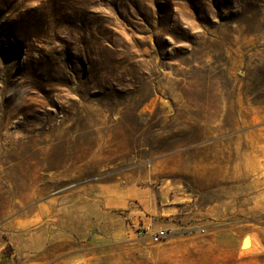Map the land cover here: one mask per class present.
<instances>
[{"label":"rangeland","instance_id":"rangeland-1","mask_svg":"<svg viewBox=\"0 0 264 264\" xmlns=\"http://www.w3.org/2000/svg\"><path fill=\"white\" fill-rule=\"evenodd\" d=\"M0 264H264V0H0Z\"/></svg>","mask_w":264,"mask_h":264},{"label":"built area","instance_id":"built-area-1","mask_svg":"<svg viewBox=\"0 0 264 264\" xmlns=\"http://www.w3.org/2000/svg\"><path fill=\"white\" fill-rule=\"evenodd\" d=\"M169 232L170 231H168V230H162V229L158 230V231L151 234V239L154 242H159L162 239L166 238ZM139 234H141V232Z\"/></svg>","mask_w":264,"mask_h":264},{"label":"bare ground","instance_id":"bare-ground-1","mask_svg":"<svg viewBox=\"0 0 264 264\" xmlns=\"http://www.w3.org/2000/svg\"><path fill=\"white\" fill-rule=\"evenodd\" d=\"M247 241H248V245L246 244L247 245L246 247H248V246L250 247V242H249L250 240L246 239V241L244 243H246Z\"/></svg>","mask_w":264,"mask_h":264},{"label":"crops","instance_id":"crops-1","mask_svg":"<svg viewBox=\"0 0 264 264\" xmlns=\"http://www.w3.org/2000/svg\"><path fill=\"white\" fill-rule=\"evenodd\" d=\"M117 204H120V206H121V201H117Z\"/></svg>","mask_w":264,"mask_h":264}]
</instances>
